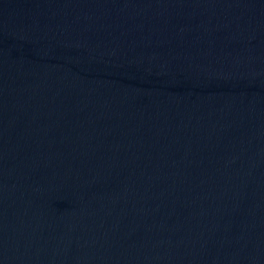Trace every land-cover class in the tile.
Listing matches in <instances>:
<instances>
[{
	"label": "water",
	"instance_id": "95a60500",
	"mask_svg": "<svg viewBox=\"0 0 264 264\" xmlns=\"http://www.w3.org/2000/svg\"><path fill=\"white\" fill-rule=\"evenodd\" d=\"M0 264H264V0H0Z\"/></svg>",
	"mask_w": 264,
	"mask_h": 264
}]
</instances>
